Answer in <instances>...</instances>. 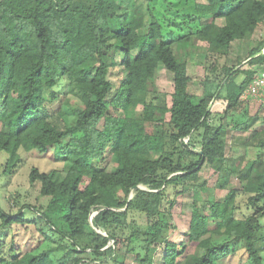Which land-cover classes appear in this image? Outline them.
<instances>
[{
    "label": "trees",
    "instance_id": "trees-1",
    "mask_svg": "<svg viewBox=\"0 0 264 264\" xmlns=\"http://www.w3.org/2000/svg\"><path fill=\"white\" fill-rule=\"evenodd\" d=\"M187 24L182 36L166 39L160 19L139 0H0V152L7 154L1 174L17 171L22 149L61 163L47 171L32 166L39 204L19 197L11 212L0 201V264H93L118 243L139 264H155L150 251L189 185L195 191L188 243L165 239L161 264H220L237 253L247 264H264V127L252 132L255 116L239 109L253 73L225 64L224 76L206 77L197 95L189 90L188 62L176 52L201 41L227 54L233 41L264 27V0H206ZM257 45L250 64L264 63V55L254 56L264 39ZM114 51L124 56L116 87ZM161 69L173 74L170 104L153 85ZM59 85L69 91H57ZM222 97L228 120L214 124L210 103ZM70 101L76 118L63 127L54 116ZM232 124L251 131L261 151L236 171L245 184L211 200L205 212L201 165L207 162L227 188ZM16 226L35 228L56 245L37 253L12 243L4 253L3 233Z\"/></svg>",
    "mask_w": 264,
    "mask_h": 264
},
{
    "label": "rangeland",
    "instance_id": "rangeland-1",
    "mask_svg": "<svg viewBox=\"0 0 264 264\" xmlns=\"http://www.w3.org/2000/svg\"><path fill=\"white\" fill-rule=\"evenodd\" d=\"M206 0H139V3L144 9L150 6L154 14L160 19L163 26V33L166 39L174 38L177 39L189 30L187 24L189 15L194 11L197 3H205ZM264 36V35H263ZM240 43V42H237ZM194 46H189L187 49L177 48L176 52L179 54V58L186 59L188 62V72L192 76L189 90L197 95L203 94L204 81L206 77H215L214 75L221 78L224 76L222 67L226 64L227 66L236 65L239 69L247 64L248 54H242V46L239 49L227 52L225 55H218L208 51L207 43L197 41L193 43ZM258 44V43H257ZM260 45V44H259ZM256 45L255 47H257ZM264 47L260 50L262 51ZM259 51V52H260ZM258 52V53H259ZM137 51H134L136 55ZM257 54V53H256ZM264 55V52L261 54ZM113 59L117 65L113 67L111 73V80L114 86H118L124 76L123 71V54L119 51L112 53ZM245 61V63H244ZM257 73L264 70V63H258L256 65ZM242 70V69H241ZM248 71V70H242ZM245 78L244 74L238 76L237 80L240 82ZM153 85L161 94L166 95L168 103H171V95L174 91L173 74L166 69H161L160 72L154 78ZM249 86L246 88L244 94L241 96L240 110H247L250 117H254L251 121V131L254 130L259 133L264 127V95L263 91L260 90L259 94L253 93L249 90ZM60 92H67L69 88L65 86H57L55 88ZM224 93V92H223ZM72 94L69 95V97ZM228 100L224 97L220 99H213L210 103V111L212 113V122L214 124L221 123L226 124L228 120L225 116V110L227 107ZM57 107V104H55ZM54 106V107H55ZM60 106L62 115L54 116L60 126H68L74 123L76 114L69 103L58 104ZM142 109L138 107V112ZM242 119L238 117L237 120ZM232 131L228 133V141L226 146V156L228 158V165L233 168L234 172L229 174V183L226 189L222 190L219 187V173L216 172L207 162L201 165L199 172V184L205 186L197 187L201 192V204L202 209L207 212L209 210V202L214 198H222L230 188H241L245 184V181H241L238 177V172L245 167L248 161L256 158L261 150L255 145V140L252 136V132H241V130L234 129V124L231 126ZM256 136V135H255ZM250 137V138H249ZM245 139V142H244ZM22 155V162L18 167L17 171L13 175H2L1 167L7 159L5 152H0V201L3 207L11 212H16L20 205L15 202L16 198L20 197V201L29 203L31 205L39 204V190L38 184L32 185L29 181V173L32 166H38L42 171H47L52 168L60 166L61 163L56 162L49 158H42L34 153H29L20 150ZM264 156V150H263ZM113 165H109L108 168L112 169ZM238 171V172H236ZM190 188H186L183 194L177 196L175 204L171 209L170 223L171 226L167 229L160 240L161 242L155 245V248L150 251L154 257L155 264H161L163 260L164 249L163 245L165 239L176 241L177 243H188V232L191 219L192 202L194 198V189L192 185ZM122 195V193H120ZM172 197V196H171ZM247 195L242 194L238 197L237 203L241 206L244 205ZM26 214L31 216L32 213L26 210ZM49 230H46L48 233ZM4 236V253H7L8 248L13 243H19L20 245L28 248L35 249V251L41 252L49 249L51 246H55L56 243H52L45 240L38 230L27 229L25 227H15L13 231H6L3 233ZM14 234V237H13ZM221 237L219 240H222ZM14 241V242H13ZM114 252L109 254L103 262L94 259L93 264H139L134 260V256L126 253V245L124 243L115 244ZM101 260V259H100ZM220 264H247L246 261L240 258V253H237L233 257H229Z\"/></svg>",
    "mask_w": 264,
    "mask_h": 264
},
{
    "label": "crops",
    "instance_id": "crops-1",
    "mask_svg": "<svg viewBox=\"0 0 264 264\" xmlns=\"http://www.w3.org/2000/svg\"><path fill=\"white\" fill-rule=\"evenodd\" d=\"M263 35H264V27L263 28H261V27L257 28L251 38L233 41L231 44L230 51L234 52L235 50L239 49V47L241 45L242 46V54L246 55V53L248 54L250 52V50L252 48H254L261 39H264ZM237 42H240V43H237ZM244 63H245V61H244ZM257 64L258 63L250 64L249 62H247V64H245L243 67H240V68L242 70H248L251 73H253V79H254V77L258 74L257 72H255ZM253 79H252V82H253ZM252 82L250 83V86H251ZM263 95H264V90H263Z\"/></svg>",
    "mask_w": 264,
    "mask_h": 264
},
{
    "label": "built area",
    "instance_id": "built-area-1",
    "mask_svg": "<svg viewBox=\"0 0 264 264\" xmlns=\"http://www.w3.org/2000/svg\"><path fill=\"white\" fill-rule=\"evenodd\" d=\"M253 93L259 94L260 90H264V70L259 72L253 79V82L249 88Z\"/></svg>",
    "mask_w": 264,
    "mask_h": 264
},
{
    "label": "water",
    "instance_id": "water-1",
    "mask_svg": "<svg viewBox=\"0 0 264 264\" xmlns=\"http://www.w3.org/2000/svg\"><path fill=\"white\" fill-rule=\"evenodd\" d=\"M264 52V49L262 51H260L259 53L255 54L254 56H257L259 54H262Z\"/></svg>",
    "mask_w": 264,
    "mask_h": 264
}]
</instances>
